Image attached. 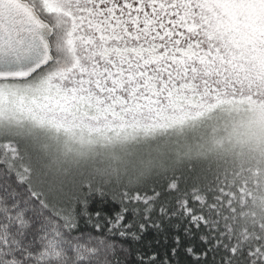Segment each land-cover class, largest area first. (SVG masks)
<instances>
[{
  "label": "snow or ice",
  "instance_id": "1",
  "mask_svg": "<svg viewBox=\"0 0 264 264\" xmlns=\"http://www.w3.org/2000/svg\"><path fill=\"white\" fill-rule=\"evenodd\" d=\"M150 229L137 264H264V0H0V264Z\"/></svg>",
  "mask_w": 264,
  "mask_h": 264
},
{
  "label": "trees",
  "instance_id": "2",
  "mask_svg": "<svg viewBox=\"0 0 264 264\" xmlns=\"http://www.w3.org/2000/svg\"><path fill=\"white\" fill-rule=\"evenodd\" d=\"M101 205L99 201L93 205V210H96L100 208ZM86 225L84 222L81 223V227L84 228ZM169 235L167 233H160L157 232L155 229H150L147 233L144 234L143 238L139 241L133 240L131 238L120 240L119 243H122L123 246L127 249H129L128 253V264H137V258L136 254L137 252H143L146 249L153 250V251H159L161 253H164L166 251L170 250L171 243L169 241H165V236ZM178 261V264H190V261L181 254L176 258Z\"/></svg>",
  "mask_w": 264,
  "mask_h": 264
}]
</instances>
